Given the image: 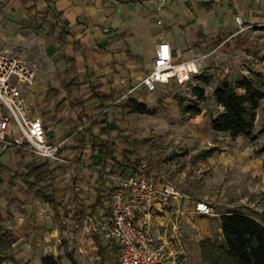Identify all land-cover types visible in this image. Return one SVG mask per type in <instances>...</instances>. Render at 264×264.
Segmentation results:
<instances>
[{"label":"crops","instance_id":"crops-1","mask_svg":"<svg viewBox=\"0 0 264 264\" xmlns=\"http://www.w3.org/2000/svg\"><path fill=\"white\" fill-rule=\"evenodd\" d=\"M236 17H240V23ZM263 24L264 0H0V51L18 55L34 68V80L23 87L28 114L42 119L50 139L66 140L60 151L67 160L53 161L22 147L3 148L0 143V209L9 212L26 207L35 194H42L35 190L26 193L28 184L22 174L28 164L47 162L58 191L57 202L46 199V205L52 203L63 214L66 230L84 224L85 229L98 227L100 246L107 242L100 232L103 204L109 197L113 176L121 172L113 167L112 160L94 163L92 144L99 138L98 127L83 146L74 141V133L84 128L74 117L76 111L57 107L60 100L69 99L61 89L63 82L79 83L71 87L75 97L84 98L92 82L103 84L105 94L112 90L128 93L151 69L161 38L169 42L173 58L180 60L189 55V48L199 51L227 35ZM134 92L130 94L134 96ZM98 105L99 101L86 105L85 112L92 116L91 108ZM126 111L121 107L111 110L108 120L117 129L108 137L101 136L113 142L117 150H132L119 131L122 112ZM158 173L166 177L163 171ZM79 189L82 193L68 204L69 197ZM11 199L15 203L7 205ZM192 204L183 199L182 207L190 209ZM174 210H166L170 222L177 219ZM38 214L44 215L45 209ZM193 215L187 211L178 217L183 243V225Z\"/></svg>","mask_w":264,"mask_h":264},{"label":"rangeland","instance_id":"rangeland-1","mask_svg":"<svg viewBox=\"0 0 264 264\" xmlns=\"http://www.w3.org/2000/svg\"><path fill=\"white\" fill-rule=\"evenodd\" d=\"M220 43L208 57L205 72L199 74L210 78L208 85L194 74L185 84H159L153 91L132 86L129 90H136V100L152 113L127 109L119 125L137 159L150 160L157 172L163 171L188 205L204 200L214 207V215L188 217L183 225V250L171 264H209L201 256L198 241L206 237L222 241L223 213L241 211L264 222V99L257 107L251 135L231 136L212 130L209 123L222 110L213 97L214 87L222 80L232 82L247 75L264 88V24L196 51L206 52ZM195 86L204 87L203 96L193 92ZM182 104L200 112H185ZM45 201L37 193L26 207L0 209V264H41L43 256L58 258L60 264L115 263L111 257L104 260L98 227L85 229L84 224L66 230L63 214ZM40 209H45L44 215L38 214Z\"/></svg>","mask_w":264,"mask_h":264},{"label":"built area","instance_id":"built-area-1","mask_svg":"<svg viewBox=\"0 0 264 264\" xmlns=\"http://www.w3.org/2000/svg\"><path fill=\"white\" fill-rule=\"evenodd\" d=\"M236 21L240 23V17ZM220 45L206 52L189 48V55L175 60L169 42L161 38L151 69L133 87L153 91L159 84H185L192 75L205 72L208 57ZM34 78L35 70L29 62L7 50L0 51V143L3 148L22 147L38 156L66 162L60 151L66 140L50 139L42 119L28 114L23 87ZM113 177L103 204L100 232L105 241L115 242L117 264H171L184 244L178 217L187 211L199 216L215 214L213 205L204 200L183 209L180 188L160 175L150 160L139 159L129 171ZM168 207H175L177 219L172 222ZM161 223L165 225L159 227Z\"/></svg>","mask_w":264,"mask_h":264},{"label":"trees","instance_id":"trees-1","mask_svg":"<svg viewBox=\"0 0 264 264\" xmlns=\"http://www.w3.org/2000/svg\"><path fill=\"white\" fill-rule=\"evenodd\" d=\"M27 2L29 0H23ZM50 13V10H47ZM205 85H208L210 78L206 75H199ZM75 80L63 82L61 89H64L69 99L66 102L60 100L57 107L76 111L74 117L83 124L84 131L74 133V141L79 145H84L86 137L93 135V129L99 128V138L93 144L95 150V161L97 165L102 160H112L113 167L122 174L138 159L134 152L129 148L117 150L113 142L104 138L109 133L117 129L108 120L109 112L118 107L128 109L131 112L152 113L144 102H139L130 93H117L112 90L105 94L102 90L104 85L97 82L90 83L84 98L72 95L71 87L78 85ZM193 92L203 96L204 87L195 86ZM216 103L221 107V112L210 119V128L214 131L228 132L231 136L251 135L257 114V107L264 99V88L252 77L243 75L232 82L227 79L219 82L213 89ZM118 101L115 102L114 100ZM95 101H99L98 106L91 108L92 116L85 112V106ZM114 101V103L112 102ZM112 102V103H111ZM185 112L191 114L199 113V108L184 106ZM74 121V120H73ZM46 128V126H45ZM104 136V137H101ZM92 159V158H91ZM90 159V160H91ZM93 160V159H92ZM27 172L22 174L28 187L26 193L39 191L46 199L56 201L57 187H54V177L52 170L47 162L37 165H27ZM3 181L0 180V183ZM74 188L75 186H71ZM82 193L79 189L74 196H70L68 204L73 203L78 194ZM100 197L97 196L96 201ZM16 200H9L7 205L15 203ZM57 202V201H56ZM220 228L222 241L218 242L211 237L202 238L198 241L202 258L209 264H264V222L255 216L241 211H230L220 215ZM104 251V260L108 261L111 257L114 264H117V246L113 240L101 243ZM108 251V252H107ZM110 254V256L106 255ZM108 263V262H107ZM41 264H60L58 258L53 256H43ZM109 264V263H108Z\"/></svg>","mask_w":264,"mask_h":264}]
</instances>
